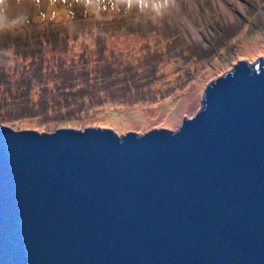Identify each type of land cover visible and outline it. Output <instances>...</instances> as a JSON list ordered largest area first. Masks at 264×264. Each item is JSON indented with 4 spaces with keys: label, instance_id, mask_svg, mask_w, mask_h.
Instances as JSON below:
<instances>
[{
    "label": "water",
    "instance_id": "obj_1",
    "mask_svg": "<svg viewBox=\"0 0 264 264\" xmlns=\"http://www.w3.org/2000/svg\"><path fill=\"white\" fill-rule=\"evenodd\" d=\"M0 264H264V55L176 129L0 124Z\"/></svg>",
    "mask_w": 264,
    "mask_h": 264
},
{
    "label": "rangeland",
    "instance_id": "obj_2",
    "mask_svg": "<svg viewBox=\"0 0 264 264\" xmlns=\"http://www.w3.org/2000/svg\"><path fill=\"white\" fill-rule=\"evenodd\" d=\"M107 5L114 12L97 13ZM75 10L91 18L81 25L71 18ZM104 16L110 21L107 26L117 29H102L107 30L105 41L115 51L126 49L121 61L140 62L135 75L139 81L128 83L129 78L115 76L114 99L105 92L98 98L104 101L82 110H65L62 104H51L46 111L38 106L28 108L24 98L12 97L3 85L1 124L39 131L89 125L110 126L119 133L159 126L176 129L184 116H192L202 107L211 79L230 70L240 58L256 61L264 55V0H0V34L6 36L2 44H8L4 48L8 71L15 76L29 63V58L17 52L23 46L16 41L43 37L40 48L53 61L60 56L52 52V35L58 32L71 45L61 52L69 61L86 37L95 39L85 31L96 33V21ZM45 34L51 42L44 41ZM41 86L40 82L31 86L30 105L38 99Z\"/></svg>",
    "mask_w": 264,
    "mask_h": 264
},
{
    "label": "trees",
    "instance_id": "obj_3",
    "mask_svg": "<svg viewBox=\"0 0 264 264\" xmlns=\"http://www.w3.org/2000/svg\"><path fill=\"white\" fill-rule=\"evenodd\" d=\"M111 8L112 6L110 5H107L105 8L100 7V11L97 13L108 15L110 12H114ZM87 14L85 16L83 14L79 15L75 10L71 18L73 20L76 18L80 23H86L91 18ZM101 18H104V20ZM101 18H98V21H96L98 29L96 33H93L92 30L85 31V33L95 35V39L86 37L87 41H83L84 43L79 53L77 52V55L72 56L69 61L64 58L61 52L68 50L71 45L68 42L67 36L58 32L52 35L54 45L52 52L59 54L62 58L56 56L53 61H50V57H44L46 51L40 48L39 44L43 43V37L34 35L29 39L24 38L16 41L19 45L23 46L22 49L18 48L19 51L17 52L22 53L24 58H29V63L15 76L7 68L8 63L4 48L8 44H2V41L6 40V36L2 37L0 34V88L3 85H7L13 94L12 97L24 98L23 100H26L28 108L38 106L44 111L49 110L51 104H62L61 107L65 110H73L76 107H79L80 110L90 108L98 100L104 101L98 98L104 96L105 92H108L111 98L114 99V94L117 91V86L113 83L114 77L120 76L122 80L123 78H129L126 81L128 83L131 81L138 82L139 78H136L135 75L138 74L137 70L139 69L140 62L121 61V56H123L126 49L115 51L116 48L105 41L106 37L104 35H106L107 30L104 31L102 29L109 28L108 23L110 21L106 20V16ZM84 25L87 26V24ZM113 27L114 25L109 29L117 31ZM7 32L9 34L13 33L11 29ZM44 37L45 42H51L47 34ZM12 42L15 43V41ZM73 59L76 61L66 63L71 62ZM37 82L42 83L40 87L41 93L38 99L33 100L30 105L28 101L32 99L31 86ZM15 84L16 87H14ZM102 84H104L103 87ZM135 89L139 91V87ZM3 100H5V97ZM49 100L52 102H49ZM107 100L109 101L110 99L107 98ZM0 118L2 119L1 116ZM3 121L2 119L0 124Z\"/></svg>",
    "mask_w": 264,
    "mask_h": 264
}]
</instances>
